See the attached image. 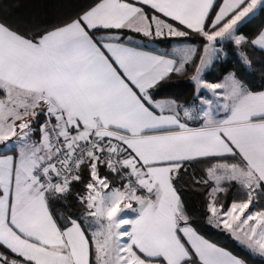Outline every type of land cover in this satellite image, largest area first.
Masks as SVG:
<instances>
[{
	"label": "snow or ice",
	"instance_id": "obj_1",
	"mask_svg": "<svg viewBox=\"0 0 264 264\" xmlns=\"http://www.w3.org/2000/svg\"><path fill=\"white\" fill-rule=\"evenodd\" d=\"M138 2L160 15L140 25L149 17L128 0H94L43 29L0 22V148L19 149L0 155V264H245L188 224L178 186L196 164L210 165L190 177L205 189L210 222L264 257V90L235 73L204 83L197 67L198 89L219 98L189 127V107L170 101L166 111L153 90L184 70L191 49L177 65L112 34L190 30L209 61L225 42L264 51V30L238 34L264 0ZM70 197L81 211L54 218L52 202Z\"/></svg>",
	"mask_w": 264,
	"mask_h": 264
},
{
	"label": "trees",
	"instance_id": "obj_2",
	"mask_svg": "<svg viewBox=\"0 0 264 264\" xmlns=\"http://www.w3.org/2000/svg\"><path fill=\"white\" fill-rule=\"evenodd\" d=\"M94 0H0V22H5L13 27L22 26L33 29H43L51 27L65 20L75 18L77 14L86 10ZM143 11L150 17L152 12L143 8ZM183 29V28H182ZM264 29V12H259L255 17L245 22L241 26L240 35L249 39L255 38L257 34ZM187 37L165 38L159 40L162 46H171L174 43L188 42L197 45L196 54L181 73H173L171 78L162 82L157 89L154 100H173L178 104L191 105L196 101L197 87L193 81L196 74V68L199 67L204 52V41L195 33ZM107 32L98 33L103 37ZM112 34L120 35L127 39L134 36L129 30H112ZM138 36V35H137ZM140 37V36H139ZM221 46L225 50V56L220 58L215 65L216 72L207 74L204 79L207 82H220L229 73H235L237 79L241 80L246 86L255 90H264V51L251 44L237 47L234 43L225 42ZM242 54H246L252 61L250 65L245 64ZM218 69V71H217ZM3 92L0 91V97ZM43 122V117H38ZM38 127V126H37ZM3 151L0 149V154ZM207 164H196L188 169V174L178 186L181 200L184 203L186 214L188 215V224L199 235L203 236L210 243L237 255L238 258L245 260V264H264V257L256 255L241 246L236 239L223 226L217 227L215 223L210 222L211 213L207 207V197L204 195V187L197 186L190 178L195 174V179L206 177ZM88 179L87 175L84 177ZM83 185H76L74 192L81 191ZM219 207V205H217ZM51 210L54 218L61 215L68 216L81 211L80 206L73 198L57 199L52 202ZM183 225V222H181ZM90 234V233H89ZM93 260L95 257H92Z\"/></svg>",
	"mask_w": 264,
	"mask_h": 264
},
{
	"label": "crops",
	"instance_id": "obj_3",
	"mask_svg": "<svg viewBox=\"0 0 264 264\" xmlns=\"http://www.w3.org/2000/svg\"><path fill=\"white\" fill-rule=\"evenodd\" d=\"M128 2L133 3L135 6L142 8V10H143V8L149 9L152 12V15H160L158 13H155L154 10H152L149 5H145V4L141 3V2H138V0H128ZM151 16L149 17L148 21H143L142 19H138L136 22L138 24H140V25H143L145 23L151 22ZM161 18L167 19L168 22L173 23L174 26L178 23V22H175V21H171L168 18H164V17H161ZM180 27H181V29L183 28V26H180ZM131 32L136 34L134 36H131L133 38H139V39L149 38V36H144L143 33H136L134 31H131ZM129 46L130 47H137L138 46L141 51H145V52L151 53L153 55H164V54H167V53H164V52L156 51L154 49L145 48V47L139 46V45L134 44V43H130ZM256 47L258 49H260L259 46H256ZM167 58L175 59L177 61V65H179L180 59L177 56L168 54ZM184 68H185V66H184ZM204 81H206V80L204 79ZM205 83H209V82L206 81ZM218 83H225V77L223 78V80H221ZM196 87H197V93H196V101H195V103L191 104V105H184L185 107H189V106L193 107L194 105H196L200 109V111L197 112V113H193V114L191 113L193 119L183 118V119H185L187 121L189 127H198V126H200V124L203 122V119H202L203 111L202 110H210V108L215 105V101L219 98L218 95L217 96L213 95V91L211 89H206V88H203L202 86H200L199 89H198L197 84H196ZM216 91L219 94V93H222L224 91V89H219V90H216ZM3 96H4V93H3V95L0 98H3ZM202 100H208V101H211L212 103L211 104H202V102H201ZM157 101L160 102L161 104H163L165 106V110L167 111L166 102H170V101H173V100L162 99V100H157ZM180 105H182V104H180ZM222 115L223 114L221 113V116ZM181 116L183 117V113H181ZM33 139L34 140H39V135L34 133L33 134ZM0 149L3 151V153L0 154V155H3V154L6 153L8 155H17L18 156V154H19V149H15L14 151L13 150H9L8 148H0ZM181 226H183V225H181Z\"/></svg>",
	"mask_w": 264,
	"mask_h": 264
},
{
	"label": "rangeland",
	"instance_id": "obj_4",
	"mask_svg": "<svg viewBox=\"0 0 264 264\" xmlns=\"http://www.w3.org/2000/svg\"><path fill=\"white\" fill-rule=\"evenodd\" d=\"M260 11L258 10L256 15L259 13ZM255 15V16H256ZM253 16V17H255ZM252 17V18H253ZM251 18V19H252ZM250 20V19H249ZM248 20V21H249ZM165 38H176V37H170V36H163V37H156L154 34L153 36L146 38V39H139V38H133L132 37V43L137 44L139 46L145 47V48H150V49H154L156 51H160V52H164L170 55H174L177 56L180 60L183 59V50L185 49H191V52L188 56L187 62L184 64V66L186 67L190 62H192V60L195 57L196 54V49H197V45L195 43H188V42H179V43H174L171 46H162L159 43V40L161 39H165ZM222 44H218L217 48L220 50L217 54L213 55L211 60H208V56L207 54H205V52H203L202 57L205 58V60L207 61L205 64L201 65V62L199 64V67L201 68V72L199 73L200 78L204 81V76L207 74H214L216 72V63L218 61H220V58H223L225 56V50L223 49V47L221 46ZM218 71V69H217ZM230 74V73H229ZM227 74L225 76V78L229 75ZM197 75V72L195 74V76ZM195 82V81H194ZM206 81H204L205 83ZM209 83H218V82H213L210 81ZM216 104L210 108V110L215 109ZM190 112L193 113H197L200 111V109L198 108V106L194 105L193 107H190ZM135 206V205H134ZM223 226V225H221ZM96 226L94 225L92 230H95ZM259 255V254H256ZM260 256V255H259Z\"/></svg>",
	"mask_w": 264,
	"mask_h": 264
}]
</instances>
